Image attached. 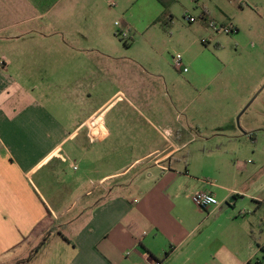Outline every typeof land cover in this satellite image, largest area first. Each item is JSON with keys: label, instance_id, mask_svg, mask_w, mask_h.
Listing matches in <instances>:
<instances>
[{"label": "crops", "instance_id": "crops-1", "mask_svg": "<svg viewBox=\"0 0 264 264\" xmlns=\"http://www.w3.org/2000/svg\"><path fill=\"white\" fill-rule=\"evenodd\" d=\"M155 1L162 8L158 19L135 22L123 16L124 31L109 12L115 2L0 0V253L26 248L29 255L15 259L32 256L26 264H165L173 249L162 261L157 240L182 235L179 248H186L191 233L184 223L173 226L160 204L165 194L152 175L142 171L144 177H130L135 168L170 159L179 139H171L170 130L163 135L147 117L150 128L143 130L136 119L108 114L114 102L126 98L123 93L109 100L100 96L101 89L125 83L132 111L139 112L134 102L156 109L150 97L140 95L141 88L153 91L156 84L140 83L139 73L168 84L164 75L110 50L123 42L121 36L143 31L156 19L155 24L162 22L169 0ZM209 17L204 5L201 19ZM117 164L118 170L108 171ZM263 180L253 181L244 193L246 212H227L232 205L208 212L200 226L213 223V238L223 234L222 248L210 246L209 256L200 259L264 264ZM204 186L202 191L215 195ZM220 190L236 203L237 188ZM199 215L201 220L204 212ZM37 233L39 240L27 248ZM55 234L62 239L50 240ZM200 251L196 248L194 257Z\"/></svg>", "mask_w": 264, "mask_h": 264}, {"label": "rangeland", "instance_id": "rangeland-1", "mask_svg": "<svg viewBox=\"0 0 264 264\" xmlns=\"http://www.w3.org/2000/svg\"><path fill=\"white\" fill-rule=\"evenodd\" d=\"M95 1L101 6L103 2L107 5L115 2L114 7L108 6L109 12L124 31L128 28L123 16L144 22L153 17L158 19L162 9L155 0ZM204 5L211 13L207 21L201 19ZM189 16L197 22L191 23ZM165 17L155 24L156 19L143 31L132 32L128 38L121 36L123 42L118 40L110 48L113 53L122 52L125 59L144 62L164 75L168 84L158 77L139 73L140 83L156 84L153 91L147 86L140 87V95L150 97L156 109L148 111L134 102L139 112L132 111L125 100L131 97L125 83L101 89L100 96L109 100L118 98V92L123 93L126 98L114 102L108 114L121 115L127 121L136 119L143 130L150 128L144 121L147 117L163 135L167 136L166 131L170 130V138L179 139L178 149L170 159L153 163L146 170L142 165L130 174L144 177L142 171H146L147 176L152 175L153 183L165 194L160 204L169 212L173 226L175 222L179 226L184 223L191 233L185 249L179 248L182 235L157 240L156 244L162 247L161 260L173 249L170 261L165 264H232L222 257L215 263L200 259L201 255L209 256L208 247L222 248L219 237L223 234L213 238V223L200 226L208 219L209 211L199 208L193 197L205 189V184L215 193L219 207L227 209L224 204L232 194L220 189L233 186L238 190L237 201L226 211L239 215L248 210L244 193H248L253 181L264 179V82L254 90L264 78V0H169ZM210 23L218 28L233 26L238 33L226 34L212 28ZM178 54L189 70L185 74L173 66V57ZM111 62L108 60V64ZM111 167L108 171L118 170L119 164ZM199 210L204 212L201 220ZM237 224L241 232L243 225ZM62 237L55 234L50 240ZM38 240L39 233L27 248ZM196 248L202 251L194 257ZM27 253L26 248L16 253L1 252L0 264H15L16 257L28 256ZM189 255L191 261L186 262Z\"/></svg>", "mask_w": 264, "mask_h": 264}, {"label": "built area", "instance_id": "built-area-1", "mask_svg": "<svg viewBox=\"0 0 264 264\" xmlns=\"http://www.w3.org/2000/svg\"><path fill=\"white\" fill-rule=\"evenodd\" d=\"M188 20L191 23H194L197 21L196 18L189 16ZM211 27L214 29H221L224 31L226 34H236L238 33L237 29H235L233 26H223L222 28H218L216 25L213 23L211 24ZM173 66L177 71L187 73L189 70L187 67H185L183 57L181 54H178L173 57ZM194 203L201 208L203 211L207 212L212 210L213 208H217L220 205V202L218 201L217 197L212 194L209 191H202L198 194H196L193 197ZM155 264H162L161 262H156Z\"/></svg>", "mask_w": 264, "mask_h": 264}, {"label": "trees", "instance_id": "trees-1", "mask_svg": "<svg viewBox=\"0 0 264 264\" xmlns=\"http://www.w3.org/2000/svg\"><path fill=\"white\" fill-rule=\"evenodd\" d=\"M127 45V44H126ZM47 240V238H45L42 243L37 247V249L35 250V252L39 251L41 249V247L44 245L45 241ZM32 259V256L28 257L25 260H21V261H17L15 264H26L27 262H29Z\"/></svg>", "mask_w": 264, "mask_h": 264}, {"label": "water", "instance_id": "water-1", "mask_svg": "<svg viewBox=\"0 0 264 264\" xmlns=\"http://www.w3.org/2000/svg\"><path fill=\"white\" fill-rule=\"evenodd\" d=\"M232 203H233V200H232V198H230V199H228V200L225 202L224 205H226V206L228 207V206L232 205Z\"/></svg>", "mask_w": 264, "mask_h": 264}]
</instances>
